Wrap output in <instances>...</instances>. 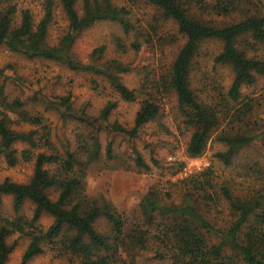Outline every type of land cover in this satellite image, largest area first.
Instances as JSON below:
<instances>
[{
  "label": "trees",
  "instance_id": "obj_1",
  "mask_svg": "<svg viewBox=\"0 0 264 264\" xmlns=\"http://www.w3.org/2000/svg\"><path fill=\"white\" fill-rule=\"evenodd\" d=\"M139 1L156 9L155 22H172L184 43L170 68L162 74L161 86L155 85V90L142 100L133 127L113 124L110 128L129 138L136 137L141 127L160 115L162 95L172 92L182 122L191 130L187 156L201 157L212 135L225 123L215 135L225 150L215 156L230 166L239 152L255 140L256 135L248 129L257 124L252 117L264 114V90L256 97L242 95L244 87L264 79V55L260 54L264 51L261 0ZM42 4L43 16L35 22L31 12L19 8L16 0H0V47L28 59L52 61L74 72L98 75L121 100L134 102L136 93L127 88L121 76L130 71L128 65L116 60L98 65L103 47L91 53L88 63L73 59L71 53L78 35L101 22L115 23L124 33L138 31L130 19L131 11L112 0H43ZM57 5L67 21V30L53 46L48 44L47 37ZM207 42L220 44L214 63L230 68L233 75L226 94H220L213 105L201 102L190 86L193 64L201 45ZM139 45L137 40L131 48L138 50ZM4 78L5 69L0 68V81ZM59 99L60 106L72 111L69 95ZM23 106L19 98L9 99L4 85H0V155L9 167L20 161H34L33 174L27 182H0V264L8 262L14 244L7 240L14 234L29 240L19 264H28L44 253L45 246H50L58 257H67L69 264H136L137 256L144 251L150 252L157 264H264V186L250 195H235L222 187L221 198L228 205L231 218L225 228L217 229L204 217L203 208L212 198L208 191L212 188L211 172L205 169L198 174L201 178L189 177L197 194L189 190L180 204L163 205L155 192H148L139 205L140 225H127L109 205L83 195L86 169L101 158L98 138L92 136L90 146L77 139L78 149L59 152L50 145L43 119L29 115ZM114 107L113 103L107 104L92 122L107 120ZM12 115L19 120H12ZM14 122L39 126L45 134L37 137L36 130L16 131L11 128ZM242 126L247 129L239 130ZM18 143L27 148L18 151ZM39 143L51 149V153L34 154V149L41 146ZM135 154L136 166L148 171V164L140 154ZM105 156L114 158L110 143L105 147ZM182 167L180 163L174 174ZM5 196L11 197L12 217L2 212ZM26 201L33 205L31 218L21 215ZM44 215L50 216L52 223L43 231L38 222ZM100 219L106 222V232L96 227ZM211 236L217 241L213 242Z\"/></svg>",
  "mask_w": 264,
  "mask_h": 264
},
{
  "label": "rangeland",
  "instance_id": "obj_2",
  "mask_svg": "<svg viewBox=\"0 0 264 264\" xmlns=\"http://www.w3.org/2000/svg\"><path fill=\"white\" fill-rule=\"evenodd\" d=\"M16 1L19 8L31 12L35 22L43 16V0ZM112 1L131 11L130 19L138 31L124 33L115 23L101 22L78 35L71 53L73 59L88 63L91 53L103 47L102 56L97 60L98 65L111 60L128 65L130 71L121 76L127 88L135 91L137 98L134 102L121 100L108 82L98 75L74 72L52 61L28 59L4 47H0V68L5 69V78L0 81V85H4L9 99L19 98L24 102L25 112L43 119L50 145L59 152L78 149L77 139L90 146V138H98L101 158L86 169L83 195L98 200L99 204L109 205L127 225H140L139 205L148 192H155L163 205L180 204L187 191H195L189 177L195 175L201 178L202 175L198 174L209 169L212 188H208V191L212 198L203 208L204 217L215 228L223 229L229 224L231 217L228 205L221 198L220 189L227 187L235 195H250L264 186V114L257 113L252 117V122L255 120L257 124L248 129L256 135L255 140L239 152L230 166L224 165L215 156L225 150L215 140V135L221 132L225 123L212 135L201 157L187 156L186 144L191 130L184 126L176 96L172 92L162 95L159 100L160 115L141 127L136 137L129 138L113 132L110 128L113 124L127 129L133 127L134 117L142 100L155 90V85L161 86L160 78L170 68L184 39L177 34L172 22L154 21L157 11L151 5L139 0ZM259 7L264 11V0H261ZM66 30L67 21L57 5L48 29V44H57ZM137 40L140 42L139 49L134 50L131 43ZM219 52L220 44L217 42L202 44L191 70L190 86L205 104H216L219 95L226 94L232 81L230 68L214 63V57ZM260 54L264 55V51ZM263 90L264 79L259 78L256 85L244 87L242 95L256 97ZM68 95L72 109L70 112L59 105V98ZM109 103L115 104V107L107 120L93 123L92 120L99 118ZM15 117L16 115H12V120H19ZM11 128L19 132L36 130L37 137L45 134L41 127L22 122H14ZM246 129L247 126L239 128L242 131ZM107 143L112 146L114 158L111 160L105 156ZM40 144L39 148L34 149V154L51 153V149ZM15 147L18 151L27 148L21 143ZM135 153L140 154L148 164V171L136 166ZM152 161H156L157 166ZM180 163H183L182 169L174 174ZM33 170L34 161H20L9 167L0 155V182L8 179L15 183H25L32 176ZM32 210L33 205L26 201L21 215L31 218ZM2 212L5 216H13L11 197H3ZM51 223L52 218L44 215L38 225L44 231ZM96 227L100 232L107 230L103 219L97 221ZM211 240L217 241L214 236H211ZM7 243L14 244L7 264H19L29 243L28 238L14 234L8 238ZM44 248V253L28 264H69L67 257H58L50 246ZM136 264H157V261L150 252L144 251L137 256Z\"/></svg>",
  "mask_w": 264,
  "mask_h": 264
}]
</instances>
